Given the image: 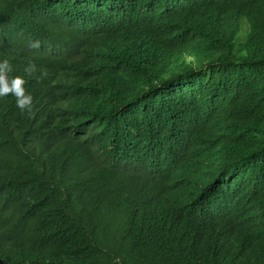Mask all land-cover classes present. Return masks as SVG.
Segmentation results:
<instances>
[{"label": "trees", "instance_id": "trees-1", "mask_svg": "<svg viewBox=\"0 0 264 264\" xmlns=\"http://www.w3.org/2000/svg\"><path fill=\"white\" fill-rule=\"evenodd\" d=\"M4 60L0 264H264V0H0Z\"/></svg>", "mask_w": 264, "mask_h": 264}, {"label": "clouds", "instance_id": "clouds-1", "mask_svg": "<svg viewBox=\"0 0 264 264\" xmlns=\"http://www.w3.org/2000/svg\"><path fill=\"white\" fill-rule=\"evenodd\" d=\"M34 48H39V42L31 45ZM12 66L8 60L0 62V97L12 95L16 99V106L21 112L27 111L29 114L32 112L34 97L25 88L26 80L21 76L9 79V73L12 72ZM25 73L31 75L37 71L34 63H30L25 68Z\"/></svg>", "mask_w": 264, "mask_h": 264}]
</instances>
